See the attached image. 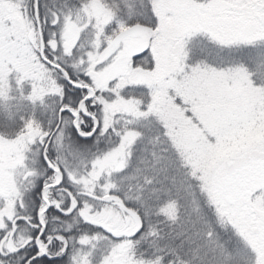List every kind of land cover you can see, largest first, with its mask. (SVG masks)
<instances>
[{"label":"snow or ice","instance_id":"snow-or-ice-1","mask_svg":"<svg viewBox=\"0 0 264 264\" xmlns=\"http://www.w3.org/2000/svg\"><path fill=\"white\" fill-rule=\"evenodd\" d=\"M0 264H264V0H0Z\"/></svg>","mask_w":264,"mask_h":264}]
</instances>
